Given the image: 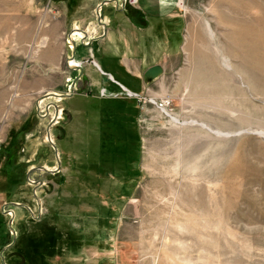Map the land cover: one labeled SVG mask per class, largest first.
<instances>
[{
	"label": "rangeland",
	"instance_id": "374dc122",
	"mask_svg": "<svg viewBox=\"0 0 264 264\" xmlns=\"http://www.w3.org/2000/svg\"><path fill=\"white\" fill-rule=\"evenodd\" d=\"M97 2L0 0V264H264V0H177L180 51L141 98H42Z\"/></svg>",
	"mask_w": 264,
	"mask_h": 264
},
{
	"label": "crops",
	"instance_id": "0c3cea01",
	"mask_svg": "<svg viewBox=\"0 0 264 264\" xmlns=\"http://www.w3.org/2000/svg\"><path fill=\"white\" fill-rule=\"evenodd\" d=\"M102 1L98 0L95 8L98 17H75L66 42L73 50L71 53L75 51V56L67 59L71 82L67 92L59 93L68 96L76 92L77 80H80L81 92L87 91L83 92L84 96H92L96 90L106 95L107 91L101 93V90L105 87L107 90L113 84L114 95L127 91V94L135 96L128 92L131 90L141 98V93L148 88L143 80L146 68L159 63L162 54L174 55L180 51L183 23L180 15L175 13L177 0H139L141 4H128L129 9H126V0H110L114 2L112 8L126 17H111V8H108L107 14H100L105 9L104 5L110 6L108 1L99 6ZM114 59L127 75L120 74L119 68L113 65ZM78 65L83 67V72L73 84L81 71ZM112 68L116 69L117 75ZM129 83L139 84L141 89H133Z\"/></svg>",
	"mask_w": 264,
	"mask_h": 264
},
{
	"label": "water",
	"instance_id": "95a60500",
	"mask_svg": "<svg viewBox=\"0 0 264 264\" xmlns=\"http://www.w3.org/2000/svg\"><path fill=\"white\" fill-rule=\"evenodd\" d=\"M110 2V0H104V1H102V3H101V6H103L104 5V3L105 2ZM112 1H114V0H112ZM111 1V2H112ZM76 41H74V43H75ZM76 44V43H75ZM74 46H76V45H74ZM73 56H75V51L73 52V54H72V56L71 57H73ZM77 68L78 69H80L81 71H80V74L76 77V79L73 81V84H75V82H76V80L78 79V78H80V75L82 74V72H83V67L82 66H77ZM164 71H165V68H164V66H163V64H160V63H157V64H152V65H150L148 68H146V70L144 71V74H143V80H144V82L145 83H147V84H149V83H151L152 81H154L155 79H157L159 76H161L163 73H164ZM62 96V95H65V93H63V94H61V93H59V92H56V91H49V92H46V93H44L43 95H42V98H45V97H50V96ZM72 95V93H70V94H68V96H71ZM66 96V95H65ZM63 97V96H62ZM55 105H56V108H57V111L59 110V107H58V104L57 103H55ZM39 106V105H38ZM47 107H49V105L47 106ZM54 120H55V118H53L52 119V121L49 123V126H48V130H47V134H48V136L50 137L51 135H50V125L54 122ZM52 144H53V146H55V148L57 149V145L55 144V143H53L52 142ZM39 167H42V166H39ZM42 168H44V169H47V168H45V166L44 167H42ZM34 169V167H32L29 171H31V170H33ZM51 170H53V169H51ZM41 181V180H40ZM43 182V181H42ZM38 185V183L36 182V186ZM34 193H35V195H36V191L34 190ZM12 203H16V204H22V205H26V204H24V203H19V202H12ZM27 206V205H26ZM27 207H29V206H27ZM32 209V208H31ZM30 210V209H29ZM31 211V210H30ZM11 222V221H10ZM13 240H14V238H13ZM3 254V253H2ZM2 258H4V256L2 257Z\"/></svg>",
	"mask_w": 264,
	"mask_h": 264
},
{
	"label": "trees",
	"instance_id": "16d2710c",
	"mask_svg": "<svg viewBox=\"0 0 264 264\" xmlns=\"http://www.w3.org/2000/svg\"><path fill=\"white\" fill-rule=\"evenodd\" d=\"M59 229L57 226H54V224H48V226L41 230H38V231H35V232H39L40 234V237L38 238L40 241L38 243H36V247H37V253H43L45 251H51L53 248H52V245L50 243L54 242V241H58L59 238ZM51 238L50 239V243H49V240L48 238ZM31 245H32V241L30 242ZM50 244V245H48ZM55 244V243H53ZM30 245L29 248H32V246ZM34 245V244H33ZM49 247V248H48ZM33 252L35 253L36 249L35 248H32ZM45 250V251H44ZM30 256H32L30 254ZM36 256V255H35ZM31 258V257H30Z\"/></svg>",
	"mask_w": 264,
	"mask_h": 264
},
{
	"label": "flooded vegetation",
	"instance_id": "af4514ba",
	"mask_svg": "<svg viewBox=\"0 0 264 264\" xmlns=\"http://www.w3.org/2000/svg\"><path fill=\"white\" fill-rule=\"evenodd\" d=\"M80 81V80H79ZM77 82H78V80H77ZM81 82V81H80ZM79 82V83H80ZM105 91H106V87H105ZM75 94V92L74 93H72V95L71 96H63V97H66L67 99H69L70 97H72L73 95ZM94 182H95V180H94ZM99 182V181H98ZM18 255V256H20L19 254V250H15V254L14 255ZM41 261V260H40ZM43 261V260H42ZM39 263V262H38Z\"/></svg>",
	"mask_w": 264,
	"mask_h": 264
},
{
	"label": "built area",
	"instance_id": "2783aa9c",
	"mask_svg": "<svg viewBox=\"0 0 264 264\" xmlns=\"http://www.w3.org/2000/svg\"><path fill=\"white\" fill-rule=\"evenodd\" d=\"M137 2V0H128V3L130 4H135ZM102 92L104 93V89H102ZM129 92V91H128ZM130 94H133V93H137V92H129ZM138 94V93H137ZM161 105H163V103H161Z\"/></svg>",
	"mask_w": 264,
	"mask_h": 264
},
{
	"label": "bare ground",
	"instance_id": "6f19581e",
	"mask_svg": "<svg viewBox=\"0 0 264 264\" xmlns=\"http://www.w3.org/2000/svg\"><path fill=\"white\" fill-rule=\"evenodd\" d=\"M126 8H127V6H126ZM135 94V96H138V94L137 93H134ZM165 103V102H164ZM161 106V105H160Z\"/></svg>",
	"mask_w": 264,
	"mask_h": 264
}]
</instances>
